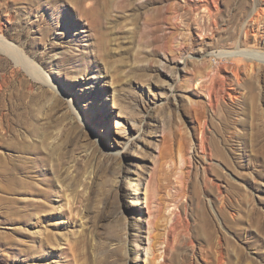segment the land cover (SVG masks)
Masks as SVG:
<instances>
[{
  "label": "rangeland",
  "instance_id": "obj_1",
  "mask_svg": "<svg viewBox=\"0 0 264 264\" xmlns=\"http://www.w3.org/2000/svg\"><path fill=\"white\" fill-rule=\"evenodd\" d=\"M256 9L0 0V33L49 81L0 52V264H218V239L264 264V64L253 99L228 64L264 55V19L244 42Z\"/></svg>",
  "mask_w": 264,
  "mask_h": 264
},
{
  "label": "bare ground",
  "instance_id": "obj_2",
  "mask_svg": "<svg viewBox=\"0 0 264 264\" xmlns=\"http://www.w3.org/2000/svg\"><path fill=\"white\" fill-rule=\"evenodd\" d=\"M75 9H78L77 7ZM264 10V9H263ZM260 19H264V11H261L260 9H256L251 17L250 24H247L244 27V42L247 43L251 40L252 36L254 37L255 43H259V41L262 39L261 35H259V31L261 30V27L259 26ZM258 21V22H257ZM7 38L5 35L3 36L2 33H0V52L9 57L16 65L21 66L25 69V71L34 79L38 80L40 82L47 83L49 82L47 78L44 77L43 73L41 74L39 71V63L34 62L33 59H29L26 56V53L23 51L22 48H20L16 44H12L8 41H6ZM232 55H236L237 62H229V67L232 69L231 72L233 73V82L236 84H246V87L248 88V98L253 99L254 96L252 95V90L254 87V81H255V75H256V68L259 65V62H262L264 64V55H256V54H244L242 50H235ZM234 64L233 66H231ZM244 71V76L246 77L244 80L242 77H240V72ZM258 76V73H257ZM53 89V88H52ZM233 90H228L227 95L229 98H235L236 96L233 95V91L235 88H231ZM54 90V89H53ZM52 91V90H51ZM53 92V91H52ZM55 94V92H53ZM262 139V138H261ZM203 141V140H202ZM211 151V150H209ZM183 182V180H182ZM185 182V181H184ZM186 183V182H185ZM184 183V187H182V198L186 195V185ZM181 192V191H180ZM220 212H222V208H219ZM174 218L171 216L169 219H174L173 224L171 225V231L175 232L176 230H180V227H183L184 225H181V217L178 212H174ZM187 219V218H186ZM206 220V219H205ZM188 222V221H187ZM186 222V228L188 230L189 224ZM185 224V223H183ZM208 224V223H207ZM186 230V231H187ZM208 234V233H206ZM208 242L211 240L214 242L215 236L213 232H210L207 236ZM206 239V238H205ZM212 242V243H213ZM214 243H217L216 245V258L218 264H224L225 260L228 261H234L235 264L241 263V257L240 252L238 250V247H236V255L234 258H231L230 251H225L222 247V242L220 239L215 240ZM148 247V246H147ZM174 247V246H173ZM131 251H134V248L131 249ZM208 253V252H207ZM149 251L146 249L145 258H148ZM207 257V254H205ZM161 257V254H157L152 260L155 262L158 261V259ZM210 255L208 256V258ZM207 258V260H208ZM187 261V260H186ZM182 261L181 264H194L193 262H186ZM160 264H177L176 263V257L175 254H169L168 251L165 249L164 255H163V262Z\"/></svg>",
  "mask_w": 264,
  "mask_h": 264
}]
</instances>
